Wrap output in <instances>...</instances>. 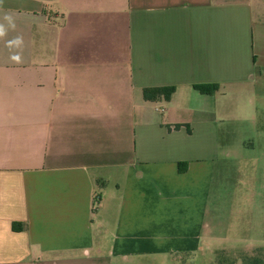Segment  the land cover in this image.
<instances>
[{
	"label": "crops",
	"instance_id": "1",
	"mask_svg": "<svg viewBox=\"0 0 264 264\" xmlns=\"http://www.w3.org/2000/svg\"><path fill=\"white\" fill-rule=\"evenodd\" d=\"M5 14L0 264L199 251L218 128L263 76L264 0H3Z\"/></svg>",
	"mask_w": 264,
	"mask_h": 264
},
{
	"label": "rangeland",
	"instance_id": "2",
	"mask_svg": "<svg viewBox=\"0 0 264 264\" xmlns=\"http://www.w3.org/2000/svg\"><path fill=\"white\" fill-rule=\"evenodd\" d=\"M255 85V93L235 95L244 110L218 128L219 157L199 251L153 256L146 264H244L264 247V72Z\"/></svg>",
	"mask_w": 264,
	"mask_h": 264
},
{
	"label": "trees",
	"instance_id": "3",
	"mask_svg": "<svg viewBox=\"0 0 264 264\" xmlns=\"http://www.w3.org/2000/svg\"><path fill=\"white\" fill-rule=\"evenodd\" d=\"M193 88L202 94H212L216 91L217 86L207 87L196 85ZM175 91V87H157L143 89V99L145 101H155L157 99H164L168 101ZM258 253L254 256L247 257L244 264H264V247L256 249ZM260 252V253H259Z\"/></svg>",
	"mask_w": 264,
	"mask_h": 264
},
{
	"label": "clouds",
	"instance_id": "4",
	"mask_svg": "<svg viewBox=\"0 0 264 264\" xmlns=\"http://www.w3.org/2000/svg\"><path fill=\"white\" fill-rule=\"evenodd\" d=\"M3 3V0H0V4ZM16 27L15 20L12 15L5 14L3 16V22H0V38H3L7 35L10 29L14 30ZM23 37L16 36L11 40L6 41V46L11 51L12 49H22L23 48ZM10 59L15 63H22V56L20 52H11Z\"/></svg>",
	"mask_w": 264,
	"mask_h": 264
}]
</instances>
